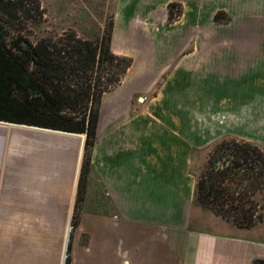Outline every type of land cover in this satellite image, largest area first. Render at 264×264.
<instances>
[{
    "label": "crops",
    "instance_id": "obj_1",
    "mask_svg": "<svg viewBox=\"0 0 264 264\" xmlns=\"http://www.w3.org/2000/svg\"><path fill=\"white\" fill-rule=\"evenodd\" d=\"M112 50L133 63L102 97L88 179L111 210L70 231L82 137L0 124V264H65L69 247L70 264L264 259L263 240L192 225L193 107L264 100V0H117Z\"/></svg>",
    "mask_w": 264,
    "mask_h": 264
},
{
    "label": "trees",
    "instance_id": "obj_2",
    "mask_svg": "<svg viewBox=\"0 0 264 264\" xmlns=\"http://www.w3.org/2000/svg\"><path fill=\"white\" fill-rule=\"evenodd\" d=\"M35 2L39 12L40 3ZM27 4L28 0H0V119L86 134L72 221L75 228L88 179L94 174L92 149L102 97L122 82L133 58L112 50L115 12L96 41L77 39L70 45L46 37L33 43L11 36L12 21L19 19ZM168 11L172 23L182 15L183 6L171 2ZM230 20L223 10L214 16L218 24ZM262 190L264 150L248 141L224 139L214 148L208 169L196 178L192 208L234 217L238 225L251 227L261 215L248 196ZM70 259L69 247L65 264ZM253 264H264V259H254Z\"/></svg>",
    "mask_w": 264,
    "mask_h": 264
},
{
    "label": "rangeland",
    "instance_id": "obj_3",
    "mask_svg": "<svg viewBox=\"0 0 264 264\" xmlns=\"http://www.w3.org/2000/svg\"><path fill=\"white\" fill-rule=\"evenodd\" d=\"M28 0L14 20L11 36H22L36 43L46 37L75 44L77 39L96 41L105 31L115 12L117 0ZM25 11V12H24ZM28 11V12H27ZM26 12L29 15H26ZM194 160L192 172L197 177L208 169L214 148L224 139L237 138L258 145L264 150V100L241 107H193ZM261 217L251 227H242L234 217L217 215L194 208L192 225L197 229L224 235H247L264 241V190L248 196ZM109 202L100 187L86 189L82 210L109 212Z\"/></svg>",
    "mask_w": 264,
    "mask_h": 264
},
{
    "label": "water",
    "instance_id": "obj_4",
    "mask_svg": "<svg viewBox=\"0 0 264 264\" xmlns=\"http://www.w3.org/2000/svg\"><path fill=\"white\" fill-rule=\"evenodd\" d=\"M0 124L27 126V127H32V128H40V129H45V130H55V131H62V132H65V133L78 134V135H80L82 137V149H81V153H82V157H83L84 149H85V143H86V134L85 133L72 132V131L63 130V129H56V128H51V127H45V126H40V125H33V124H28V123H21V122L4 120V119H0ZM72 229H73V226L71 225L69 230L71 231ZM67 256H68V251L66 252V258H67Z\"/></svg>",
    "mask_w": 264,
    "mask_h": 264
}]
</instances>
